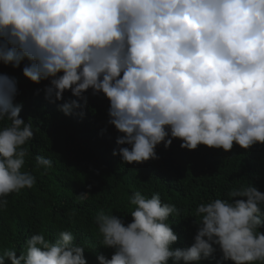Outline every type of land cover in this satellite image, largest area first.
<instances>
[{"label": "clouds", "instance_id": "obj_1", "mask_svg": "<svg viewBox=\"0 0 264 264\" xmlns=\"http://www.w3.org/2000/svg\"><path fill=\"white\" fill-rule=\"evenodd\" d=\"M25 60L24 77L50 81V103L65 91L85 103L89 89L103 93L107 123L122 134L116 144L130 146L113 150L123 163L158 159L156 147L174 138L187 150L264 144V0H0V62L19 68ZM17 94L15 78L0 75V121L10 122L0 128V210L37 182L22 171L34 131ZM81 107L70 100L58 110ZM36 163L53 167L44 156ZM227 195L200 203L193 243L173 248L169 217L180 210L158 192L134 191L127 225L103 210L95 216L101 245L115 249L110 259L97 255L98 264H211L217 247L215 264H264V192L249 183ZM84 253L70 230L54 241L39 232L19 256L6 249L0 264H88Z\"/></svg>", "mask_w": 264, "mask_h": 264}, {"label": "trees", "instance_id": "obj_2", "mask_svg": "<svg viewBox=\"0 0 264 264\" xmlns=\"http://www.w3.org/2000/svg\"><path fill=\"white\" fill-rule=\"evenodd\" d=\"M26 63L13 68L0 62V75L15 78L18 94L14 104L22 103L20 116L33 125L34 137L24 146L29 155L22 171L31 172L37 182L31 189L7 196V209L0 210V255L15 248L19 256L26 239L35 233L44 232L54 241L60 231L70 230L76 243L85 248L88 264H98L99 254L110 259L115 249L101 245L95 216L103 210L127 225L135 207L128 198L134 191L148 197L158 192L162 202L175 204L180 214L169 217L178 236L173 248H184L193 243L198 230L195 209L200 203L230 199L227 194L232 188L249 183L264 192V144L246 150L234 143L229 152L205 145L187 150L180 147V139L174 138L169 148L165 149L163 143L156 147L158 159L123 163L113 150L118 153L119 147L130 146L116 144L122 134L107 123L109 101L103 93L93 95L89 89L84 93L85 103L65 91L62 100L50 103L43 91L50 81L35 84L24 77ZM70 100H77L82 107L66 116L58 105ZM8 123L0 121V128ZM37 156L50 158L53 167L38 166ZM82 193L89 196L78 201L76 195ZM259 230L264 233V227ZM214 256L211 264L222 259L218 247ZM200 264L210 262L203 260Z\"/></svg>", "mask_w": 264, "mask_h": 264}]
</instances>
